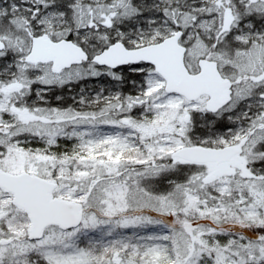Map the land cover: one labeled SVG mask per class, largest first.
<instances>
[{
    "label": "snow or ice",
    "instance_id": "obj_1",
    "mask_svg": "<svg viewBox=\"0 0 264 264\" xmlns=\"http://www.w3.org/2000/svg\"><path fill=\"white\" fill-rule=\"evenodd\" d=\"M0 264H264V0H0Z\"/></svg>",
    "mask_w": 264,
    "mask_h": 264
}]
</instances>
